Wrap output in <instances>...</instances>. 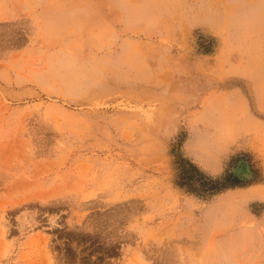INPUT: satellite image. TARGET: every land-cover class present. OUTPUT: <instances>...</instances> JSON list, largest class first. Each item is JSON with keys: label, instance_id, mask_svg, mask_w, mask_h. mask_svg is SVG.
Masks as SVG:
<instances>
[{"label": "rangeland", "instance_id": "obj_1", "mask_svg": "<svg viewBox=\"0 0 264 264\" xmlns=\"http://www.w3.org/2000/svg\"><path fill=\"white\" fill-rule=\"evenodd\" d=\"M0 264H264V0H0Z\"/></svg>", "mask_w": 264, "mask_h": 264}, {"label": "trees", "instance_id": "obj_2", "mask_svg": "<svg viewBox=\"0 0 264 264\" xmlns=\"http://www.w3.org/2000/svg\"><path fill=\"white\" fill-rule=\"evenodd\" d=\"M193 166H194V165H193ZM194 167H196V166H194ZM190 178H191V177H190ZM190 178H189V179H190ZM181 183H182V185H188L190 188H191V186H192V185H190V183H184V182H181ZM209 184H211V185H210L211 190L214 189V188H216V187L219 185V184L217 183L216 180H210V181H209ZM227 184H228L227 182L222 183L220 188H223V187L227 186ZM219 186H220V185H219ZM217 189H219V188H217Z\"/></svg>", "mask_w": 264, "mask_h": 264}, {"label": "water", "instance_id": "obj_3", "mask_svg": "<svg viewBox=\"0 0 264 264\" xmlns=\"http://www.w3.org/2000/svg\"><path fill=\"white\" fill-rule=\"evenodd\" d=\"M247 174H248L247 177H250L251 176L250 170L247 171Z\"/></svg>", "mask_w": 264, "mask_h": 264}, {"label": "bare ground", "instance_id": "obj_4", "mask_svg": "<svg viewBox=\"0 0 264 264\" xmlns=\"http://www.w3.org/2000/svg\"><path fill=\"white\" fill-rule=\"evenodd\" d=\"M10 177V176H9ZM20 200H21V198H20ZM12 201V200H11Z\"/></svg>", "mask_w": 264, "mask_h": 264}]
</instances>
